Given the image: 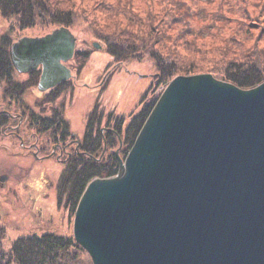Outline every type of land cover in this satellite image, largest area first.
Returning a JSON list of instances; mask_svg holds the SVG:
<instances>
[{
  "label": "water",
  "instance_id": "95a60500",
  "mask_svg": "<svg viewBox=\"0 0 264 264\" xmlns=\"http://www.w3.org/2000/svg\"><path fill=\"white\" fill-rule=\"evenodd\" d=\"M76 44L61 28L14 44L12 59L20 74L41 69L45 93L72 79ZM119 164L75 213L93 264H264V84L175 78Z\"/></svg>",
  "mask_w": 264,
  "mask_h": 264
},
{
  "label": "rangeland",
  "instance_id": "374dc122",
  "mask_svg": "<svg viewBox=\"0 0 264 264\" xmlns=\"http://www.w3.org/2000/svg\"><path fill=\"white\" fill-rule=\"evenodd\" d=\"M43 2L48 6L47 10L59 12L64 18H67L66 13L74 15V26L70 29L61 28L69 29L76 37L77 51L91 53L81 72L76 69L74 60L67 64L75 79L69 83L72 88L54 104L58 109L64 106L63 118L69 124L70 132L76 135L72 141L83 139L88 116L96 106L103 112L101 127L106 129L112 125L108 123L110 115L116 120L125 119L128 124L131 117L140 111L146 93L149 92L148 98H153L154 94V91L150 90L153 76L157 74L153 61L127 62L122 65L114 63L109 54L93 47L94 43L103 45L96 26L100 28L102 36H112L114 33L120 36L119 33L136 30L132 28V24L138 17L151 14L157 18L159 26L168 21L171 25L164 31L168 38L164 52H173L177 57H181L180 60L184 63H193L200 68L196 70L199 71L196 74L178 73L176 77L212 75L216 80L222 81L211 74L210 69L226 71L232 63H249L252 68L264 73V0ZM12 24L15 26L13 45L24 38H41L61 29L41 17L37 19L34 27L25 30H20L14 21ZM10 25L0 13V35L6 34L11 28ZM109 67L111 69L108 71ZM113 69L116 70L108 78ZM27 78L28 75L17 76L18 81ZM169 84L158 90L157 103ZM262 84L264 76L263 80L251 89L233 85L248 91ZM44 96L45 94L39 92L36 87L25 97L26 103L43 117L51 115L48 108L44 110V106L37 107V103ZM15 111L16 108L13 109V112ZM111 122L113 123V120ZM17 123L19 126L14 125L12 131L0 132V171H3V177H6L4 182L3 177L0 178V185L2 182L5 184L0 187V224L5 231L1 246L6 253L22 237L54 235L74 239L76 211L70 206L65 207L64 203L59 206L57 199L58 187L67 162L59 159V153L54 154L53 146L57 142L52 140L51 135L25 130V125L20 128L22 119ZM76 142L73 144L75 148ZM44 154H49L46 161L42 159L46 157ZM79 256L81 260L87 259L85 255ZM84 262L89 264L88 261ZM90 264H93L92 261Z\"/></svg>",
  "mask_w": 264,
  "mask_h": 264
},
{
  "label": "trees",
  "instance_id": "16d2710c",
  "mask_svg": "<svg viewBox=\"0 0 264 264\" xmlns=\"http://www.w3.org/2000/svg\"><path fill=\"white\" fill-rule=\"evenodd\" d=\"M264 4V3H263ZM43 0H0V13L4 20L11 23L6 34L0 35V132L7 131L11 126H19L17 123L22 119L20 128L35 130L39 134L51 135L52 140L72 141L76 136L69 130V124L63 118L64 106L58 109L55 103L72 88L70 81L63 83L47 93L37 103V107L44 106L51 111V115L42 116L29 106L26 94L36 88L39 83L40 71L31 72L24 81H18V73L14 66L11 54L13 45L14 21L20 30L35 26L39 17L47 19L56 25V28L74 26V15L66 13L64 18L59 12H51ZM157 18L151 14L138 17L132 24L136 29L130 33H114L112 36H102L99 27V38L103 41L104 49L113 58V62L122 65L127 62L143 63L153 61L156 75L153 76L151 89L154 91L153 98H148V93L143 97L140 111L131 117L129 123L125 119L108 118L109 125L106 129L101 127L104 115L96 106L89 114L87 126L82 142L79 143V151L71 159L67 160L66 170L58 187V205L64 203L65 207H71L75 212L79 201L88 186L94 179L113 178L119 173V159L125 158L132 149L148 117L154 109L158 97L157 92L166 87L178 73L193 75L198 72L193 63H184L171 52L165 53L167 34L164 33L171 23L168 21L159 26ZM127 25H130L127 23ZM138 30V31H137ZM116 34V35H115ZM91 53L88 51H76L74 62L76 69L82 71L89 61ZM111 69H107L108 71ZM200 69V68H199ZM113 69L109 72L110 78ZM216 78L234 84L242 89H251L263 80L264 73L259 69L252 68L249 63H232L228 69H210ZM258 70V71H257ZM105 85L103 86V89ZM49 106V107H46ZM16 111L13 112V109ZM18 117H15V116ZM13 116V117H12ZM24 118V119H23ZM113 120V123L111 122ZM17 123V124H15ZM111 126V127H110ZM51 142V140H50ZM47 147V145H46ZM45 151V150H43ZM119 152V156H117ZM1 216V215H0ZM5 239V231L0 224V264H88L91 263L87 253L74 241L73 238L58 237L54 235H33L18 239L9 252H4L1 243ZM79 255H85L80 259Z\"/></svg>",
  "mask_w": 264,
  "mask_h": 264
},
{
  "label": "flooded vegetation",
  "instance_id": "af4514ba",
  "mask_svg": "<svg viewBox=\"0 0 264 264\" xmlns=\"http://www.w3.org/2000/svg\"><path fill=\"white\" fill-rule=\"evenodd\" d=\"M13 129H14L13 126H11L9 128L10 131H12ZM73 144H74V141H70V142L69 141H58V143H56L53 146L54 147V149H53L54 154L59 153L61 155V157L59 159H63V161L67 162V160L71 159L74 154L78 153ZM73 147L75 148L74 150H72ZM44 155H46V154H44ZM48 156H49V154H47L45 158L42 157V159L44 161H46L47 158H49ZM59 161H61V160H59ZM4 175H5L4 172L0 171V178L3 177ZM4 186H5V184H3V183L0 185V187H4Z\"/></svg>",
  "mask_w": 264,
  "mask_h": 264
}]
</instances>
